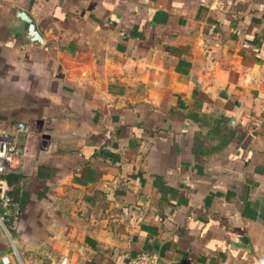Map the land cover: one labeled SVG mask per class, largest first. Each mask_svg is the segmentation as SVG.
Listing matches in <instances>:
<instances>
[{"label":"crops","instance_id":"0c3cea01","mask_svg":"<svg viewBox=\"0 0 264 264\" xmlns=\"http://www.w3.org/2000/svg\"><path fill=\"white\" fill-rule=\"evenodd\" d=\"M0 131V264H264V0H0Z\"/></svg>","mask_w":264,"mask_h":264},{"label":"built area","instance_id":"2783aa9c","mask_svg":"<svg viewBox=\"0 0 264 264\" xmlns=\"http://www.w3.org/2000/svg\"><path fill=\"white\" fill-rule=\"evenodd\" d=\"M24 154V148L17 145L15 134L0 131V175L7 173L13 167V160ZM2 200L7 206L13 204L7 195H4ZM68 262V257H63L59 264ZM128 264H175V262L163 258L156 252L138 251L130 257Z\"/></svg>","mask_w":264,"mask_h":264},{"label":"trees","instance_id":"16d2710c","mask_svg":"<svg viewBox=\"0 0 264 264\" xmlns=\"http://www.w3.org/2000/svg\"><path fill=\"white\" fill-rule=\"evenodd\" d=\"M0 177L5 179L9 185L14 186L13 190L8 192V195L11 197L12 201L18 202L20 210H23L28 203L27 193L25 190H22L21 185L19 186L24 180V176L10 169L7 173L0 175Z\"/></svg>","mask_w":264,"mask_h":264},{"label":"water","instance_id":"95a60500","mask_svg":"<svg viewBox=\"0 0 264 264\" xmlns=\"http://www.w3.org/2000/svg\"><path fill=\"white\" fill-rule=\"evenodd\" d=\"M19 16L22 17L23 19H25L28 23H29V31L31 32L32 36H33V42H39L42 43L43 39L40 36V34L37 32L34 23L32 22V19L29 17L28 14L24 13V12H20ZM44 138H48L47 135H44Z\"/></svg>","mask_w":264,"mask_h":264}]
</instances>
